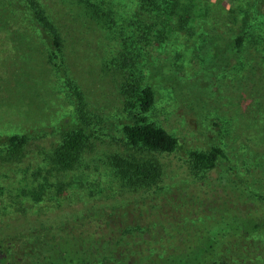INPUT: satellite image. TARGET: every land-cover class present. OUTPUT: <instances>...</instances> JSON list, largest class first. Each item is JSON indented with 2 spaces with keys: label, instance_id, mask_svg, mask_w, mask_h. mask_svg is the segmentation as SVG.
Segmentation results:
<instances>
[{
  "label": "rangeland",
  "instance_id": "obj_1",
  "mask_svg": "<svg viewBox=\"0 0 264 264\" xmlns=\"http://www.w3.org/2000/svg\"><path fill=\"white\" fill-rule=\"evenodd\" d=\"M34 1L36 6L0 0L1 151L9 135L26 136L16 156L3 151L0 157V238L15 241L17 255L47 232L78 233L77 225L99 223L102 216L127 227L129 219L156 223L147 207L154 206L152 193L160 186L173 194L164 226L201 223L223 201L264 218V199L239 193L244 185L227 179H218L227 189L199 184L202 176L215 183L221 167L210 173L190 167L192 152L220 146L233 166L231 180L241 176L264 194V0H185L194 20L183 29L171 17L150 21L154 26L147 29L148 21H140L149 18L139 15L136 0H92L97 13L107 14L105 22L82 0ZM42 17L59 31L60 46ZM150 74L158 75L150 81L156 92L150 118L176 136L178 146L137 152L159 164L156 184L121 188L111 159L127 151L117 132L125 115L121 84L125 77L145 81ZM78 126L85 128V147L64 172L53 152ZM189 198L202 199L206 218L187 213L199 211L192 200L184 204ZM145 208L149 214L142 221ZM184 233L165 235L167 245ZM247 239L264 242V233Z\"/></svg>",
  "mask_w": 264,
  "mask_h": 264
},
{
  "label": "trees",
  "instance_id": "obj_2",
  "mask_svg": "<svg viewBox=\"0 0 264 264\" xmlns=\"http://www.w3.org/2000/svg\"><path fill=\"white\" fill-rule=\"evenodd\" d=\"M29 1L36 6L34 0ZM82 1L91 12L98 14L99 21L105 22L107 14L97 13L98 10L92 0ZM136 1L139 15L149 18L148 20L142 18L140 21H148L147 29L154 26L150 22L152 20L161 24L167 18L171 17L173 20L178 18L180 29L185 28L186 25L189 26L191 19L194 20L193 15L186 12L187 7L191 6L189 1ZM204 3L210 4L205 1ZM43 20L48 23L54 45L60 46L59 31L52 22L44 18ZM108 20L109 24L114 22V19ZM204 23L203 21L202 24ZM168 26L166 27L168 28ZM203 38L206 39V34L203 35ZM242 41V37H238L236 39L237 46H240ZM157 77V74H150L145 81L138 80L136 77L126 81L129 77H125L121 84L120 93L123 98L122 108L125 115L118 124L117 132L127 151L115 153L111 157L117 184H120L121 188L137 190L143 186L152 188L156 184V178L160 172L159 164L154 159L138 155L137 152H171L178 146V138L150 118L156 96L155 88L150 81ZM75 92L79 101L78 105H81L80 92L78 89ZM76 130L74 133L65 134L53 152L54 164L64 172L74 168L85 147V128L78 126ZM25 140L24 134H11L6 137L7 144L3 151L11 156H16ZM3 151L0 149V157ZM231 164L224 150L217 145H212L207 150L194 151L190 156V167L195 172L202 170L210 173L221 167V177H217L214 183L211 176H202L198 181L202 186L207 185V181H211L217 188L227 189V186L222 183L224 179H227L231 185L232 182L235 183L237 188H240V184L242 188L244 185L246 189L239 193L247 194L253 199L263 200L264 194L256 192V188L245 178L239 176L237 181L231 180L230 175H233ZM184 185L186 184L178 185V190ZM171 194L172 188L167 189L160 186L154 189L152 193L155 200L154 206H148L147 209L151 212V218L156 223H141L135 219H129L126 221L131 224L127 227L129 223H111L110 219L102 216L103 218H99V220L101 219L99 223L86 221L83 226L76 224V229H81L78 233L65 231L61 236L55 237L47 232L46 237H38L31 242L34 246L24 255H17L19 246L15 244V241L13 243L12 241L6 242L0 238V264H264V246L262 250L259 249L264 242L254 239L250 242L247 239L252 234L264 233V218L262 216L248 211L246 207L242 208V205L238 203L223 201L213 207L212 211L217 213L212 212L213 217L202 219L201 223H177L176 225L169 223V226H164L161 220L171 212L168 210ZM162 200L167 203L161 202ZM191 200L194 204H198L199 211L196 213L194 210L192 212V209H188L187 213L201 214L203 218H206V212L201 208L202 199L189 198L183 202L188 206ZM147 209L145 208L143 213H140L142 221H146L149 214ZM184 212L186 211L184 210ZM153 213L155 214L153 215ZM118 217L125 220L126 216L119 215ZM172 217L177 220V213H172ZM121 225L123 226L121 227ZM102 227H106V230L101 229ZM114 227L117 228L116 232H113ZM150 231V237L145 236ZM180 232L185 233L180 235V238H175L171 245H167L170 242L166 241L165 235H179Z\"/></svg>",
  "mask_w": 264,
  "mask_h": 264
}]
</instances>
